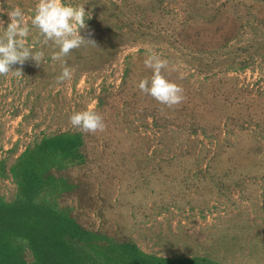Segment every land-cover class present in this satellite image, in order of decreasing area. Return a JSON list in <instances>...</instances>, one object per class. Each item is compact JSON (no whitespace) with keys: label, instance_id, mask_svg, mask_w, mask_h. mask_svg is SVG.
Instances as JSON below:
<instances>
[{"label":"rangeland","instance_id":"1","mask_svg":"<svg viewBox=\"0 0 264 264\" xmlns=\"http://www.w3.org/2000/svg\"><path fill=\"white\" fill-rule=\"evenodd\" d=\"M66 2L88 12L87 40L54 60L58 49L32 28L37 62L12 65L22 77L0 75V197L16 201L19 158L47 141L67 157L30 200L61 217L55 228L75 237L68 243L87 264L99 253L264 264V0ZM37 3L0 0V26L17 6L30 26ZM149 54L168 60L162 73L182 87L180 104L138 89L152 74ZM64 67L72 74L60 80ZM83 109L102 115L103 131L72 127L69 116ZM2 240L34 264L26 241ZM86 243L101 250L82 251Z\"/></svg>","mask_w":264,"mask_h":264},{"label":"clouds","instance_id":"2","mask_svg":"<svg viewBox=\"0 0 264 264\" xmlns=\"http://www.w3.org/2000/svg\"><path fill=\"white\" fill-rule=\"evenodd\" d=\"M86 13L84 5H74L66 0H38L29 26L20 7L11 9L8 12L10 23L6 28L0 26L3 29L0 33V75L13 73L22 77L21 69L12 70L11 66L23 65L28 59L37 62L38 57L27 43L32 28L38 30L45 43L51 42L58 49L52 56L54 60H61L79 48L87 40L80 32L86 27ZM62 63L66 64V61ZM144 64L152 74L150 78L139 80L138 89L162 105L172 107L180 104L184 99L182 87L162 73L168 67V60L159 54H149ZM71 74V70L64 67L59 79L70 78ZM69 121L74 129L89 133L103 131L105 127L102 115L94 109L74 111Z\"/></svg>","mask_w":264,"mask_h":264},{"label":"trees","instance_id":"3","mask_svg":"<svg viewBox=\"0 0 264 264\" xmlns=\"http://www.w3.org/2000/svg\"><path fill=\"white\" fill-rule=\"evenodd\" d=\"M46 143L47 141H44L42 145H45H40L19 158L14 169V178L18 184L16 201L14 203H6L0 197V264H26L21 260H15L16 250L10 246L9 241L3 242L2 237L4 236L9 238V240L11 238H21L26 241L32 252L34 264H87L84 261V256L82 258L75 256L77 251L74 250L73 244L78 242L68 243L69 240L67 239L74 236L66 239L64 230L60 231L55 228L59 220L63 222L61 217L51 210V207L36 206L30 200V195L40 191L38 187L40 181L38 179H42L49 169L61 165V159L63 157L66 159L67 157L61 155L65 153L64 148L58 149L57 146H55L53 153L48 152L50 145H46ZM53 154H55V157ZM30 179L38 180V183H33L29 186ZM48 193V191H44L42 196L48 195ZM71 228L70 225L68 229ZM96 235H92V241ZM88 245L96 253L101 250L96 244L86 243L81 247L82 251H85ZM117 254L110 257L112 254L99 253L97 257L100 260L96 264H143L134 258L132 260L130 257H123ZM101 258L103 259L101 260ZM95 259L97 258L95 257ZM198 260L200 262L204 261V259L197 258L186 259L177 260L176 264H196ZM157 261L159 264L160 261Z\"/></svg>","mask_w":264,"mask_h":264}]
</instances>
